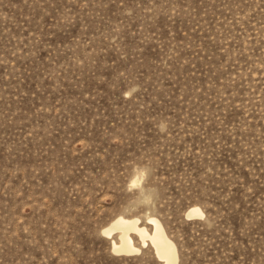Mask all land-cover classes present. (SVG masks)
Listing matches in <instances>:
<instances>
[{"label": "rangeland", "instance_id": "1", "mask_svg": "<svg viewBox=\"0 0 264 264\" xmlns=\"http://www.w3.org/2000/svg\"><path fill=\"white\" fill-rule=\"evenodd\" d=\"M120 216L264 264V0H0V264H161Z\"/></svg>", "mask_w": 264, "mask_h": 264}, {"label": "bare ground", "instance_id": "2", "mask_svg": "<svg viewBox=\"0 0 264 264\" xmlns=\"http://www.w3.org/2000/svg\"><path fill=\"white\" fill-rule=\"evenodd\" d=\"M203 213L199 208L192 207L187 213V217H199ZM148 225L152 227L149 233L144 226L139 225V220L134 218L117 217L110 228L104 229L103 234L109 239L115 231L118 232L119 242L112 240V252L116 255H130L139 252L134 246L130 233H134L140 239L142 247L151 246L158 261L161 264H177L178 257L176 246L167 237L161 223L155 218H148Z\"/></svg>", "mask_w": 264, "mask_h": 264}]
</instances>
